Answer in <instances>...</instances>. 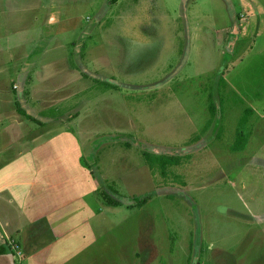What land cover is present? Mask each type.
Wrapping results in <instances>:
<instances>
[{"label": "rangeland", "instance_id": "rangeland-1", "mask_svg": "<svg viewBox=\"0 0 264 264\" xmlns=\"http://www.w3.org/2000/svg\"><path fill=\"white\" fill-rule=\"evenodd\" d=\"M248 1L55 0L70 94L47 112L69 111L91 207L62 264H264V5Z\"/></svg>", "mask_w": 264, "mask_h": 264}, {"label": "crops", "instance_id": "crops-1", "mask_svg": "<svg viewBox=\"0 0 264 264\" xmlns=\"http://www.w3.org/2000/svg\"><path fill=\"white\" fill-rule=\"evenodd\" d=\"M56 6L55 0H0V264H62L56 247L91 210L79 190L78 180L87 179L81 153L70 165L67 150L76 135L64 123L69 111L47 112L54 105L59 111L70 94ZM51 230L53 239L45 235Z\"/></svg>", "mask_w": 264, "mask_h": 264}, {"label": "trees", "instance_id": "trees-1", "mask_svg": "<svg viewBox=\"0 0 264 264\" xmlns=\"http://www.w3.org/2000/svg\"><path fill=\"white\" fill-rule=\"evenodd\" d=\"M111 86H114V85L111 84ZM209 110H210L211 114L214 115V108H213V102L212 101L209 104ZM241 140H242V133L239 131L237 134V139L235 140V143L233 145L234 150L241 148L240 147L241 146ZM143 154L145 155V159L147 160L148 163H150L153 159L154 160L160 159L158 164H160L162 170L165 169L167 164H176L177 163V160H176L177 158L175 156L168 157V156H163L162 155L163 153H153V152H149V151H144ZM167 157L171 158L170 161L168 163L163 162L164 160L167 159ZM107 202L110 204H116V205L118 204V201L114 198H111V197L109 199H107ZM4 251H5V247L0 245V253H3Z\"/></svg>", "mask_w": 264, "mask_h": 264}]
</instances>
